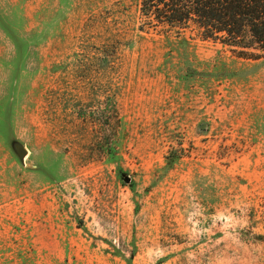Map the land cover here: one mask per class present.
Returning <instances> with one entry per match:
<instances>
[{"label":"rangeland","instance_id":"obj_1","mask_svg":"<svg viewBox=\"0 0 264 264\" xmlns=\"http://www.w3.org/2000/svg\"><path fill=\"white\" fill-rule=\"evenodd\" d=\"M141 6L0 0V264H264V57Z\"/></svg>","mask_w":264,"mask_h":264},{"label":"trees","instance_id":"obj_2","mask_svg":"<svg viewBox=\"0 0 264 264\" xmlns=\"http://www.w3.org/2000/svg\"><path fill=\"white\" fill-rule=\"evenodd\" d=\"M150 26L196 25L204 39L245 59L264 57V0H142Z\"/></svg>","mask_w":264,"mask_h":264},{"label":"water","instance_id":"obj_3","mask_svg":"<svg viewBox=\"0 0 264 264\" xmlns=\"http://www.w3.org/2000/svg\"><path fill=\"white\" fill-rule=\"evenodd\" d=\"M13 147L19 158L23 161L25 159V156H27V154L29 153V150L19 142H15L13 144ZM130 179V176L124 177L125 182H130Z\"/></svg>","mask_w":264,"mask_h":264}]
</instances>
